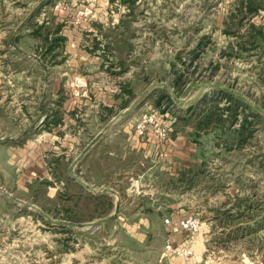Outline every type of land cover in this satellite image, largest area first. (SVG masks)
Wrapping results in <instances>:
<instances>
[{
  "label": "rangeland",
  "instance_id": "374dc122",
  "mask_svg": "<svg viewBox=\"0 0 264 264\" xmlns=\"http://www.w3.org/2000/svg\"><path fill=\"white\" fill-rule=\"evenodd\" d=\"M30 1L48 5L47 0ZM107 1L110 15L111 10L124 11L116 28L95 29L111 43L106 55L121 68L119 75L112 74L115 84L140 95L151 90L137 104L143 110L135 116L134 128L139 122L148 125L144 137L160 141L155 151L162 163L169 162L164 158L170 152L186 147L195 151L193 159L179 175L151 169L140 182L141 190H125L129 182L118 175L128 161L108 160L113 161L109 167L93 168L87 175L96 181L99 194L73 186L70 191H50L59 178L47 181L42 154H29L27 143L20 141L13 145L20 151L11 164L13 154L4 149L6 144L0 149V264H264V119L259 122L251 115L257 106L264 116V10L231 21L237 0H138L132 5ZM25 2L19 0L17 8L3 9L0 15L3 29L11 31L0 59V138L19 134L13 121L24 96L13 93L35 85L26 72L31 65L19 60L7 42H15L24 53L32 44L26 39L27 24L45 45L57 30L54 6L32 14ZM86 9L79 15L88 17ZM254 38L258 43L252 48ZM59 43L54 42L57 51ZM135 98L132 94L130 100ZM244 118L252 122L247 126L252 134L243 142H230ZM29 134H35L37 148L41 130ZM176 137L184 143L168 148ZM49 160L53 168L61 166L57 158ZM114 181L120 182L117 208L116 198L104 190ZM6 193L60 222L81 225L113 218L90 228L59 227ZM172 213L198 218L199 232H184L178 236L183 242H177L165 223ZM168 239L174 247L189 242L192 254L167 251Z\"/></svg>",
  "mask_w": 264,
  "mask_h": 264
},
{
  "label": "crops",
  "instance_id": "0c3cea01",
  "mask_svg": "<svg viewBox=\"0 0 264 264\" xmlns=\"http://www.w3.org/2000/svg\"><path fill=\"white\" fill-rule=\"evenodd\" d=\"M18 1L0 0V15L3 9L17 8ZM135 2L137 3L138 0H129L128 2L121 0L120 3L132 5ZM107 3V0H47L48 5H44L40 1L35 4L33 1L26 0L25 9L31 6L32 14L35 11H43L48 6L52 11L54 6L56 33L53 36L50 33V42L45 45L42 44L43 41L39 35L34 33L33 28L31 29L27 24L26 39L32 44L26 47L24 53L15 42L10 40L7 42V46L15 55H18L16 57L19 60L24 59L31 65L26 72L31 74L30 78L35 85L33 84L29 90H15L13 93L20 98L24 96L23 101L16 105V113L20 114L13 121L19 126V134L10 136V138L1 137L0 149L4 148L6 144L9 146L4 149L9 154H13L8 161L11 164H13L11 161H13L14 154L16 152L19 154L20 151L13 145L20 141L27 143L29 154L41 153L43 157L42 172L48 176L46 177L47 181L53 182L51 176L57 175L59 178L56 189L50 187V191L65 189L70 191L72 186L75 189L83 187L74 179L72 172H75L78 177L85 175L86 178H80L89 186L96 187V181L89 180L87 175L93 168L109 167V163L113 161L108 163V160L128 161L126 169L118 175L126 176L124 178L129 182L125 190H141L138 187L142 188L144 185L140 182H143L144 176L150 173L151 169L155 171L156 169L159 171L170 170L172 174L179 175L183 169L188 167L185 163H190L195 153L193 148L186 147L185 150L182 149L178 153L170 152L167 158H164L169 162L162 163L161 159L163 158L158 157L155 151L156 147H159L160 141L156 140L154 136L140 138L136 135L135 116L143 110L137 107V104L144 100L145 94L150 93L151 90L147 92L143 90L140 95L136 90H126L121 85L115 84L116 80L113 75H119L121 68L116 67L117 60L106 55L105 47L109 44L111 46V43L107 44L106 39L102 40L95 29L97 27L116 28L123 18L124 11L111 10L112 14L110 15ZM57 4L61 5L58 9L56 8ZM83 9L89 12L88 17L79 15ZM100 15H107L108 18L101 20L98 17ZM9 32L11 31L3 29L0 22V59L3 57L1 53L9 37ZM57 41L60 42V51H57L59 47L54 45V42ZM117 43L120 44V42ZM77 75L83 76L88 83L87 94L83 98H77L73 94L72 82ZM132 94L136 95L137 99L131 101ZM54 116H56V122ZM30 120L33 121L29 122ZM27 123H29V129L26 127ZM34 129L41 130L39 137L42 143L37 148L33 141L35 134H29ZM180 141L182 143L185 140H181L180 137L171 139L168 148L176 147ZM190 142L187 141V143ZM176 156L181 158L180 162L175 160ZM50 157L57 158L61 166L53 168L49 160ZM33 171L35 170L33 169ZM109 173L113 172L109 170ZM119 183L114 181L111 187L104 189L110 197L116 198V208L120 199L116 190L119 189ZM169 218L171 224L166 225L168 233L183 217H174L172 213ZM184 232L180 230L177 232L179 234L175 233L177 242H183V240L179 241L178 236ZM184 245L189 247L190 243L186 241Z\"/></svg>",
  "mask_w": 264,
  "mask_h": 264
},
{
  "label": "built area",
  "instance_id": "2783aa9c",
  "mask_svg": "<svg viewBox=\"0 0 264 264\" xmlns=\"http://www.w3.org/2000/svg\"><path fill=\"white\" fill-rule=\"evenodd\" d=\"M73 94L77 98H83L87 94V81L83 76H75L72 83ZM147 124L145 122L137 123L135 127V133L138 137H144L146 135ZM163 137L166 136L165 132L160 133ZM166 224H171L169 219L165 220ZM201 228L200 220L198 218H186L180 220L175 226L172 227L170 233H177L180 230L187 232L188 234L195 235L199 232ZM167 251H175L177 255H181L183 257H189L192 254V250L189 249L188 246L183 245L182 247H174L171 241L167 240L166 245Z\"/></svg>",
  "mask_w": 264,
  "mask_h": 264
},
{
  "label": "trees",
  "instance_id": "16d2710c",
  "mask_svg": "<svg viewBox=\"0 0 264 264\" xmlns=\"http://www.w3.org/2000/svg\"><path fill=\"white\" fill-rule=\"evenodd\" d=\"M236 4H237L236 8L234 10H231L230 15H229L230 16L229 18H231V21H235V19L238 18V16H240V15L241 16L239 19L242 20V19H245L247 17L249 18L251 16H255L261 10H264L263 0H237ZM227 27H228V25H227ZM258 31L260 32V34H261V32L263 33L262 28ZM257 40H258L257 38H254L253 41H250L251 45H253L252 48L254 47V44L258 43ZM241 50H242V48H241ZM204 100H206V97L202 98V101H204ZM251 109L253 111V112H251V115L254 116L253 118H255L259 122L261 121L262 118L264 119V116H261L258 113L259 109L257 108V106H253ZM204 118H205V122H206L205 124L206 125L208 123L211 124V122H209V120H207L208 118H210V116H208V113H206ZM54 121L56 122V120H54ZM251 123L252 122L247 120V118H244L242 120V122L240 123L239 128L237 129V133L234 134L235 138L232 139L230 142H234V143L243 142L246 140V138L250 137V135L252 134V131H251V129H250V131H248L247 126H249V124H251ZM61 230L69 231V230H67V228H61Z\"/></svg>",
  "mask_w": 264,
  "mask_h": 264
},
{
  "label": "water",
  "instance_id": "95a60500",
  "mask_svg": "<svg viewBox=\"0 0 264 264\" xmlns=\"http://www.w3.org/2000/svg\"><path fill=\"white\" fill-rule=\"evenodd\" d=\"M173 93V92H172ZM1 141V140H0ZM72 175L74 177V179L76 181H78L83 187H85L86 189H88L89 191L93 192V193H99L98 190H96L95 188L89 186L83 179H81L80 177H78L75 172H72ZM8 198H10L11 200H13L16 203H19L29 209H33L36 212H38L41 216H43L47 221H49L51 224L55 225V226H59V227H69V228H80V227H94V226H98L102 223L107 222L108 220L112 219V217H109L107 219L98 221V222H92V223H86V224H77V223H72V222H60V221H56L53 218H51L47 213H45L43 210L39 209L38 207H36L33 204L24 202L16 197H14L12 194L6 193Z\"/></svg>",
  "mask_w": 264,
  "mask_h": 264
}]
</instances>
